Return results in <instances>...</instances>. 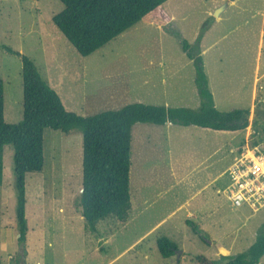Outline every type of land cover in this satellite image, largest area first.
I'll return each mask as SVG.
<instances>
[{
    "label": "rangeland",
    "instance_id": "obj_1",
    "mask_svg": "<svg viewBox=\"0 0 264 264\" xmlns=\"http://www.w3.org/2000/svg\"><path fill=\"white\" fill-rule=\"evenodd\" d=\"M225 3L167 0L162 8L169 17L176 15L174 21L163 26L141 21L82 56L54 22L64 9L60 0H0V78L8 123L23 119V77L21 56L7 48L30 57L71 111L92 115L133 102L199 108L194 63L181 43L186 39L205 59L216 106L222 111L252 109L250 125L236 132L136 123L130 169L133 209L127 222L111 216L99 220L95 230L79 207L83 135L77 129L68 134L46 129L44 168L26 175L25 245L18 240L14 147L6 144L0 264H199V255H236L255 242L264 207L233 206L223 192L227 175H218L245 146L258 141L264 149V44L259 48L264 35L263 17L257 14L264 0H236L218 18ZM215 40L203 56L202 48ZM254 86L257 100L252 101ZM191 211L195 217L187 216ZM162 236L177 245L170 258L159 251Z\"/></svg>",
    "mask_w": 264,
    "mask_h": 264
},
{
    "label": "trees",
    "instance_id": "obj_2",
    "mask_svg": "<svg viewBox=\"0 0 264 264\" xmlns=\"http://www.w3.org/2000/svg\"><path fill=\"white\" fill-rule=\"evenodd\" d=\"M64 9L54 22L82 56H88L141 21L165 24L170 17L162 6L167 0H60ZM182 48L193 61L196 89L201 100L197 109L166 107L133 102L119 109L81 115L66 109L60 94L42 77L35 62L12 48L22 60L23 119L8 123L5 119L4 82L0 78V185L4 177L3 151L14 147V175L17 190L18 240L25 245L28 234L26 217V175L41 172L45 165L44 135L48 128L83 135V184L79 207L90 229L99 220L116 217L126 222L131 209L130 169L132 128L136 123L163 125L167 122L195 125L221 132H236L250 125V108L220 110L209 87L202 56L197 45L181 40ZM257 126V120L253 124ZM264 131V122L262 124ZM264 144L263 140H260ZM258 141L254 145H257ZM187 223L193 224L191 220ZM200 237L204 235L198 231ZM161 255H175L177 245L168 237L157 239ZM264 256V222L255 242L236 255L216 258L199 255V264H261Z\"/></svg>",
    "mask_w": 264,
    "mask_h": 264
},
{
    "label": "built area",
    "instance_id": "obj_3",
    "mask_svg": "<svg viewBox=\"0 0 264 264\" xmlns=\"http://www.w3.org/2000/svg\"><path fill=\"white\" fill-rule=\"evenodd\" d=\"M227 174L229 183L223 192L233 206L248 205L254 210L264 207V149L257 145L242 148Z\"/></svg>",
    "mask_w": 264,
    "mask_h": 264
},
{
    "label": "crops",
    "instance_id": "obj_4",
    "mask_svg": "<svg viewBox=\"0 0 264 264\" xmlns=\"http://www.w3.org/2000/svg\"><path fill=\"white\" fill-rule=\"evenodd\" d=\"M235 1L236 0H234V1H231V0H226V2H228V6L229 5H232V4H234L235 3ZM227 6V7H228ZM221 14V13H220ZM220 14H219V17L218 18H220ZM257 14H260L262 17H263V19H262V29H261V34H262V36L264 35V9H262L261 11L260 10H258L257 11ZM176 18V15L175 14H171L170 15V19H169V21H174V19ZM169 21H167V22H169ZM163 25H165V24H161V25H158V26H163ZM211 29V28H210ZM218 40H215V41H212L211 43H209L208 45H205L203 48H202V50H201V54L204 56L209 50H210V48L213 46V45H215L216 44V42H217ZM263 44H264V39L261 37V39H260V46H259V48H261V47H263ZM190 59V58H189ZM204 59V58H203ZM191 60V59H190ZM205 60V59H204ZM192 61V60H191ZM204 66H205V64H204ZM206 70V73H207V76H208V80H209V87H210V89H211V91H212V93H213V96H214V101H215V104H217V102H216V98H215V93H214V91H213V89H212V87H211V81H210V74H209V71L207 70V68L205 69ZM257 90H258V88L256 87V86H254V88H253V93H252V101H255V100H257ZM60 96H61V94H60ZM61 98H62V101H63V103H64V105H65V107H66V109L67 110H69V111H71V109L66 105V102H65V100L63 99V97L61 96ZM251 109V108H250ZM251 111H252V109H251ZM74 112V111H73ZM77 113V112H76ZM79 114V113H78ZM251 115V114H250ZM5 119H6V116H5ZM252 119H254V116L252 117ZM253 121V120H252ZM252 125V124H251ZM253 126V125H252ZM202 128V127H201ZM69 133H71V132H69ZM68 134V133H67ZM231 150H233V149H231ZM240 151V150H239ZM238 151V152H239ZM235 160V159H234ZM234 162V161H233ZM232 162V163H233ZM231 163V164H232ZM231 165H229V167H230ZM229 167L227 168V169H225L222 173H220L218 176H221L222 174H226L227 175V182L224 184V186L226 187L227 186V184L229 183V176H228V174H227V171H228V169H229ZM4 174H5V166H4ZM218 176L217 177H215L213 180L215 181L217 178H218ZM4 177H3V183H2V185H0V187H3L4 186ZM224 186H222V187H224ZM222 187H220V188H218L217 189V193H222L221 192V188ZM229 199V198H228ZM26 200H27V195H26ZM230 200V199H229ZM232 203V202H231ZM27 204V203H26ZM233 205V204H232ZM133 209V202L131 201V209H130V211H129V213H131V210ZM200 210H202V208L200 209ZM27 216V215H26ZM188 217H195L196 216V214H194L192 211L191 212H189L188 213V215H187ZM84 218V217H83ZM129 219V218H128ZM128 221V220H127ZM126 221V222H127ZM12 232V234H13V231H11ZM28 235V234H27ZM219 247H221V248H224V249H226L227 251H229L225 246H219Z\"/></svg>",
    "mask_w": 264,
    "mask_h": 264
},
{
    "label": "water",
    "instance_id": "obj_5",
    "mask_svg": "<svg viewBox=\"0 0 264 264\" xmlns=\"http://www.w3.org/2000/svg\"><path fill=\"white\" fill-rule=\"evenodd\" d=\"M231 1H234V0H231ZM227 6H228V2H226L225 4H223V5L219 8V10L216 12V15L219 16L220 12H221L224 8H226ZM81 191H83V188L81 189ZM217 251H218V253L220 252L219 248H217ZM220 254H221V253H220Z\"/></svg>",
    "mask_w": 264,
    "mask_h": 264
}]
</instances>
